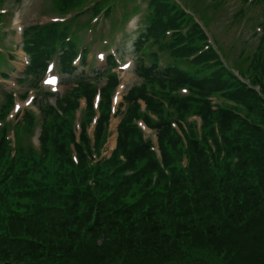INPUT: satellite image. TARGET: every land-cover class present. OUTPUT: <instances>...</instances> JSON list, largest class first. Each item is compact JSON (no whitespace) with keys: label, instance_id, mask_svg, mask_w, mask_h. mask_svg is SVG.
<instances>
[{"label":"trees","instance_id":"obj_1","mask_svg":"<svg viewBox=\"0 0 264 264\" xmlns=\"http://www.w3.org/2000/svg\"><path fill=\"white\" fill-rule=\"evenodd\" d=\"M84 1L54 0L53 5L64 14ZM150 1L151 12L135 41L143 82L124 95L117 150L92 167L83 152L90 142L84 132L81 144H75L77 163L67 149L68 141H74L72 110L80 95L89 98L94 90L93 78L70 66L76 51L74 40H66L70 25L59 31L57 25L39 28L27 40L32 54L27 74L37 72L58 48L60 62L74 76L55 106L41 101L38 150L28 143L10 147L0 129V264H264V53L239 70L248 87L210 47L202 50L203 31L177 3ZM153 47L173 61L161 67L153 57L145 64L142 57L155 55ZM106 72L109 85L113 75ZM108 85L94 131L96 144L105 135ZM180 87L188 93L182 95ZM217 93L234 97L245 117L212 109L206 97ZM136 97L144 101V111ZM6 102L3 113L11 99ZM87 108L91 114L89 100ZM195 112L202 118V134L189 124L184 143L171 120ZM140 116L156 132L161 160L134 123ZM32 122V114L25 112L18 124L27 137ZM183 155L186 167L180 166ZM214 170L221 171L218 178ZM254 175L255 183L241 184ZM115 182L116 192L106 195ZM132 185L143 191L137 200L139 192L127 193ZM32 220L45 221L53 236L26 249L23 233ZM71 220L77 228H70Z\"/></svg>","mask_w":264,"mask_h":264},{"label":"rangeland","instance_id":"obj_2","mask_svg":"<svg viewBox=\"0 0 264 264\" xmlns=\"http://www.w3.org/2000/svg\"><path fill=\"white\" fill-rule=\"evenodd\" d=\"M89 1L92 0H88L86 3H89ZM140 1L141 0H134V3L131 5V7L133 8L139 6L137 5V3ZM171 1L177 3V5L180 7V9L183 11L184 14H187L192 18L193 16L195 17V19L194 18L193 19L204 30L210 44L217 49L218 53H220L219 57L223 61L224 65L229 67L228 66V62H229L233 66H235V69H228L227 67L225 68L228 69L239 81L250 87L248 79L243 77L240 71H244L245 65L247 63H253V59L256 56H258L260 52L264 53L263 52L264 0H256L254 4H249V5L247 4L248 0H216V2L214 0L213 2H215V5L214 3L212 4L208 3L207 0H171ZM53 2L54 0H0V11L1 12L6 11L4 13L5 14L4 18L1 20V24H0V30H1L0 43L5 47H8L10 50L16 51V58L14 61L11 62L12 65L14 66V71L10 72V75L15 72V67L16 68L20 67V62H21V56L19 55L18 50H16V47L20 44V31L18 27H23L26 24L30 25L36 23L37 21L42 22L56 18V16L60 13L57 12L58 9L53 5ZM142 14L143 13L136 14L133 17V19L135 21L139 20ZM16 17H19V22L17 25H15ZM84 18L85 15L82 16V19ZM197 18L203 19L205 21L207 30L203 27L202 24H200V21H197ZM77 21H80L79 17H77ZM98 26H100V24H98ZM104 27H105V22L103 23L101 30L103 31V33L104 32L106 33L108 28L105 29ZM136 27H137V31H136V35H137V32L141 26H138V24H136ZM40 31L41 30L39 28L33 30L34 34ZM91 34H92L91 32H85V29L80 30L79 32H77L78 41L86 43L87 40L91 39L90 37ZM133 37L134 36L127 39L123 46V48L124 47L126 48L125 51H123L122 53V55L126 54L124 57L125 61L132 60V56L129 53L132 54L130 45ZM205 47H206L205 43H202V49H204ZM94 52L95 51L91 47L89 54L91 55V53ZM221 55H224L226 59ZM167 60H169L167 56L165 55L161 56L162 62ZM96 63L100 64V62L98 61ZM81 68L82 67H78V69ZM85 68L87 69V67ZM120 77H121V83L125 87L140 82V80L133 75V72L132 73L130 72V69L123 71L122 74H120ZM104 82H105V78L102 77L100 80V84H104ZM62 86L63 88L59 89L60 92L65 87H67L66 85H62ZM8 87H9L8 84H6L5 86H0V112L7 103L4 100L3 91L9 89ZM125 87L123 88L124 89L123 91L119 87L118 89L119 94L114 93L112 104L114 101H117L118 103L122 101V95L129 89V87L127 88ZM24 88L26 89L27 87L26 86L19 87L18 91L22 92ZM253 88L258 90V86H254ZM155 89L159 90L158 88ZM40 91H44V88L43 87H41V89L36 88V92H37L36 100L41 95ZM181 93L183 95L185 91H182ZM120 94H121V98L119 96ZM206 99L208 100L211 108H213L214 110L227 108L230 109L233 113L240 116L241 118H244L246 115L244 111L239 109L238 102L234 97H230L229 95L221 93L219 94V96H213L211 98H206ZM17 100L23 101V99H17ZM164 103L166 105V102ZM167 103L169 105L168 107H171L169 101H167ZM8 105L10 104L8 103ZM168 107L166 106L167 110L170 111ZM120 109L123 110V108L121 107ZM29 111L32 113L35 119L34 124L32 125V129H34V131L30 133L29 137H27V135L24 134L25 128H20V132L18 134V131L14 129L15 126L14 124L18 119H21L22 115L19 113L18 116L16 114L13 117L11 116L13 111H11V113L6 119L7 121L6 126L7 129L9 130V139L11 140L12 145L13 142L14 144L17 142L18 145L24 148V146L28 143L32 146L34 150H38L39 147L38 141L35 140V137H36V132H39L40 121L38 118H36L32 110ZM4 115L5 114L1 112L2 119L0 120V122L4 120ZM80 117L78 118L77 114H75V118L72 123V126L73 124H77L80 121ZM115 123H116V119H112L110 120L109 126L114 127ZM138 124L141 130L143 131V137L153 145L151 148L155 150V151L153 150L155 156L157 157V159L161 160L162 155L157 149L155 131L150 128H147L145 125H142V121H138ZM189 124H193L192 128L195 131V133H197L199 136L202 134V118L199 113L195 112L186 115L185 119L177 117L176 120H171V127L175 130L177 135L181 138V140L184 143H185V137L186 135H188L190 131ZM111 127L109 129L110 135L107 141L104 143V145L100 141L97 144L94 141L88 145L89 148L83 149V152L85 153L86 157H88L87 164L90 165V167L94 166L95 164H100V162L108 158L107 157L108 155L112 154V151L114 149H112L111 146L112 145L111 139L113 138V132L111 130ZM215 131L217 137L220 139V135L216 127H215ZM208 142L212 144V140L210 138L208 139ZM67 149L69 150L74 163H77L79 161L78 153L75 147L73 146V144L68 143ZM222 157L223 155L220 156V158ZM186 160H187L186 157L183 155V159H181L180 166L186 167L185 166ZM235 161H236V157L233 156L232 162ZM161 167L164 170L165 166L161 164ZM219 169H222V166ZM220 172L221 171L218 170L213 171L216 178H218V174ZM153 176H154L153 179L155 180V173L153 174ZM255 180H256V175H254V177H250L248 179L242 180L241 184L255 183ZM117 184H118L117 182H115L114 184H110L112 185V187L108 188L106 195L114 194L116 192ZM136 192L139 193L134 197V200L139 199L143 194V191L139 190L137 187H135V185H132L131 189L127 191L128 194L136 193ZM162 202L165 203V200H162ZM69 226L70 228L78 227L74 220L70 221ZM25 230L27 231V233H23V234H24L26 249L33 248L35 244L39 240H41L42 237L44 236H50V237L53 236L50 231V228L48 227L45 221L38 222L36 220H32L29 224L26 225ZM81 230L85 231V226H82ZM212 257L213 259L217 258L214 255ZM214 264H218V263L216 262Z\"/></svg>","mask_w":264,"mask_h":264},{"label":"bare ground","instance_id":"obj_3","mask_svg":"<svg viewBox=\"0 0 264 264\" xmlns=\"http://www.w3.org/2000/svg\"><path fill=\"white\" fill-rule=\"evenodd\" d=\"M18 22H19V18L16 17L15 24H18ZM118 105H119V103L117 101H114L113 104H112V108L116 109L118 107ZM32 131H34V129H32Z\"/></svg>","mask_w":264,"mask_h":264}]
</instances>
